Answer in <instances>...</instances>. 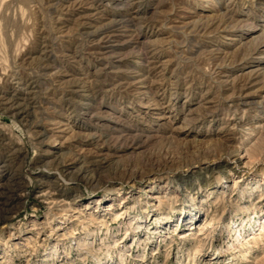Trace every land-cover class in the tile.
<instances>
[{
  "label": "rangeland",
  "instance_id": "374dc122",
  "mask_svg": "<svg viewBox=\"0 0 264 264\" xmlns=\"http://www.w3.org/2000/svg\"><path fill=\"white\" fill-rule=\"evenodd\" d=\"M0 96V264H264V0H0Z\"/></svg>",
  "mask_w": 264,
  "mask_h": 264
},
{
  "label": "bare ground",
  "instance_id": "6f19581e",
  "mask_svg": "<svg viewBox=\"0 0 264 264\" xmlns=\"http://www.w3.org/2000/svg\"><path fill=\"white\" fill-rule=\"evenodd\" d=\"M87 1H88V0H87ZM126 1H127V0H126ZM98 3H99V1H98ZM116 4H117V3H116ZM126 4H127V3H126ZM126 4H125V5H126ZM122 5H124L123 2H122ZM122 5H121V6H122ZM118 6H119V5H118ZM121 6H120V7H121ZM123 7H124V6H123ZM119 20H120V19H119ZM119 20H118V23H119ZM78 22H79V21H78ZM78 22H76V23H78ZM82 22H83V21H82ZM121 22H122V21H121ZM83 23H84V22H83ZM114 23H115V22H114ZM81 24H82V23H81ZM115 24H116V23H115ZM121 24H122V23H121ZM118 25H119V24H118ZM77 26H78V24H77ZM80 26H81V25H80ZM91 26H92V25H91ZM54 27H55V26H54ZM88 27H89V26H88ZM115 27H116V26H115ZM78 28H79V27H78ZM95 28H96V27H95ZM115 29H116V28H115ZM120 29H121V28H120ZM87 30H88V29H87ZM95 30H96V29H95ZM109 30H110V29H109ZM111 30H112V29H111ZM111 30H110V31H111ZM117 30H118V29H117ZM85 31H86V30H85ZM86 32H87V31H86ZM93 32H94V31H93ZM98 32H99V31H97V33H98ZM89 33H92V32H90V30H89ZM109 34H111V32H110ZM112 34H114V33H112ZM95 36H96V35H95ZM111 36H112V35H111ZM103 37H104V36H103ZM107 37H108V36H107ZM99 38H101V37H99ZM99 38H98V39H99ZM44 39H45V38H44ZM106 40H107V39H106ZM112 40H113V39H112ZM97 41H98V40H97ZM97 41H96V42H97ZM99 41H100V40H99ZM97 43H98V42H97ZM113 43H114V42H113ZM113 43H112V44H113ZM98 44H99V43H98ZM144 44H145V43H144ZM146 44H147V43H146ZM102 45H103V44H102ZM142 46H143V45H142ZM43 47H44V46H43ZM48 47H49V46H48ZM47 49H48V48H47ZM43 50H44V49H43ZM43 50H42V51H43ZM97 50H98V49H97ZM107 50H109V49H107ZM42 51H41V52H42ZM93 51H94V50H93ZM139 51H142V50L139 49ZM47 52H48V51H47ZM90 52H91V51H90ZM98 52H99V51H98ZM100 52H101V51H100ZM100 52H99V53H100ZM103 52H105V50H104ZM112 52H113V51H112ZM94 53H96V51H95ZM139 53H140V52H139ZM47 54H48V53H47ZM114 54H115V53H114ZM148 54H149V53H148ZM42 55H43V54H42ZM108 55H109V54H108ZM39 56H40V55H39ZM39 56H37V57H39ZM106 56H107V55H106ZM41 57H42V56H41ZM98 57H99V56H98ZM108 57H109V56H108ZM140 57H141V56H140ZM96 58H97V56H96ZM104 59H105V56H104ZM40 60H41V59H40ZM101 60H102V59H101ZM38 61H39V60H38ZM140 61H141V59H140ZM40 62H42V61H40ZM41 64H42V63H41ZM149 65H150V64H149ZM153 65H154V64H153ZM38 66H39V65H37V67H38ZM104 66H105V64H104ZM106 66H107V65H106ZM35 68H36V67H35ZM38 68H39V67H38ZM38 68H37V69H38ZM42 68H43V67H42ZM44 69H45V68H44ZM151 69H152V68H151ZM38 70H39V69H38ZM149 70H150V69H149ZM35 71H36V69H35ZM46 71H47V70H46ZM152 71H153V70H152ZM41 73H42V72H40L39 74H41ZM147 73H148V72H147ZM43 74H46V73L43 72ZM50 75H51V74H50ZM42 76H43V75H42ZM44 76H45V75H44ZM148 76H149V75H148ZM148 76H147V78H148ZM34 77H35V75H34ZM38 77H39V76H38ZM38 77H37V78H38ZM42 78H43V77H42ZM47 78H48V76H47ZM30 79H32V78H30ZM46 80H47V79H46ZM137 80H138V79H137ZM40 81H41V80H40ZM31 82H32V81H31ZM35 82H36V81H35ZM43 82H44V81H43ZM71 82H72V81H71ZM74 82H75V81H74ZM126 82H127V81H126ZM138 82H139V81H138ZM142 82H143V81H142ZM146 82H147V81H146ZM40 83H42V82H40ZM72 83H73V82H72ZM77 83H79V82H77ZM128 83H129V82H128ZM130 83H131V81H130ZM253 83H254V82H253ZM253 83H252V84H253ZM19 84H20V83H19ZM250 84H251V83H250ZM40 85H41V84H40ZM74 85H75V84H74ZM133 85L135 86L136 84H133ZM137 85H138V84H137ZM145 85H146V84H145ZM248 85H249V84H248ZM30 86H31V85H30ZM75 86H77V85H75ZM78 86H79V85H78ZM78 86H77V87H78ZM134 86H132V84H131L130 87H134ZM148 86H149V85H148ZM244 86H245V85H244ZM250 86H251V85H250ZM24 87H25V86H24ZM66 87H67V86H66ZM144 87H145V86H144ZM245 87H246V86H245ZM17 88H18V87H17ZM29 88H30V87H29ZM38 88H39V87H38ZM79 88H80V87H79ZM79 88H78V89H79ZM134 88H135V87H134ZM241 88H243V87H241ZM246 88H247V87H246ZM20 89H21V87H20ZM40 89H41V88H40ZM60 89H61V88H60ZM67 89H68V88H67ZM71 89H72V88H71ZM75 89H76V88H75ZM75 89H74V90H75ZM238 89H239V88H238ZM27 90H29V89H27ZM32 90L34 91V89H32ZM36 90H37V89H36ZM68 90H69V89H68ZM132 90H134V89H132ZM17 91H18V90H17ZM66 91H67V90H66ZM72 91H73V90H72ZM138 91H139V90H138ZM145 91H146V90H145ZM21 92H22V91H21ZM37 92H38V91H37ZM143 92H144V90H143ZM13 93H14V92H13ZM33 93H34V92H33ZM62 93H63V91H62ZM243 93L245 94V92H243ZM34 94H35V93H34ZM237 94H238V93H237ZM244 94H243V97H244ZM246 94H247V92H246ZM250 94H251V92H250ZM12 95H13V94H12ZM25 95H26V94H25ZM25 95H24V96H25ZM66 95H67V94H66ZM247 95H248V94H247ZM257 95H258V94H257ZM262 95H263V94H262ZM17 96H18V95H17ZM26 96H27V95H26ZM30 96H32V95L30 94ZM238 96H239V94H238ZM18 97H19V96H18ZM27 97H28V96H27ZM32 97H33V96H32ZM239 97H241V95H240ZM251 97H252V96H251ZM0 98H2V96H0ZM36 98H37V97H36ZM73 98H74V97H73ZM244 98H245V97H244ZM4 99H5V98H4ZM28 99H29V98H28ZM2 100H3V99H2ZM9 100H10V99H9ZM12 100H13V99H12ZM14 100H15V99H14ZM240 100H241V99H240ZM240 100H239V102H240ZM4 101H5V100H3L2 103H3ZM6 101H8L7 98H6ZM242 101H243V100H242ZM17 102H18V101H17ZM246 102H247V101H246ZM0 103H1V102H0ZM20 103H21V102H20ZM22 103H23V102H22ZM32 103H33V102H32ZM32 103H31V104H32ZM249 103H250V102H249ZM5 104H6V103H5ZM5 104H4V105H5ZM241 104H242V103H241ZM244 104H245V103H244ZM1 105H2V104H1ZM17 105H18V103H17ZM34 105H36V104H34ZM4 107H5V106H4ZM20 107H21V106H20ZM23 107H24V106H23ZM29 107H31V106H29ZM1 108H2V107H1ZM15 108H16V107H15ZM9 109H10V107H9ZM13 109H14V108H13ZM19 109H20V108H19ZM19 109H18V110H19ZM21 109H22V107H21ZM28 109H29V108H28ZM2 110H3V109H2ZM2 110H1V112H2ZM3 111H4V110H3ZM26 111H27V110H26ZM26 111H25V112H26ZM31 111H32V110H31ZM5 112H6V111H5ZM21 112H22V111H21ZM34 112H35V110H34ZM34 112H33V113H34ZM2 113H3V112H2ZM8 113H9V112H8ZM33 113H32V114H33ZM28 114H29V113H28ZM30 114H31V113H30ZM20 115H21V114H20ZM28 124H29V123H28ZM29 125H30V124H29ZM41 128H42V127H41ZM37 131H38V130H37ZM63 131H64V130H63ZM42 136H43V135H42ZM54 143H56V142H54ZM2 160H3V159H2ZM4 160H5V159H4ZM3 162H4V161H3ZM3 164H4V163H3ZM6 164H7V163H6ZM1 168H2V167H1ZM1 187H2V186H1ZM3 191H4V190H3Z\"/></svg>",
  "mask_w": 264,
  "mask_h": 264
}]
</instances>
